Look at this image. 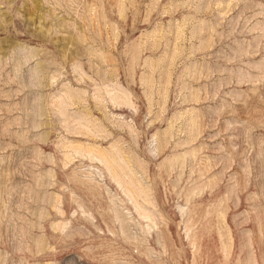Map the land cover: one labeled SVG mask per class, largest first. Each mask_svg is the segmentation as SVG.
Here are the masks:
<instances>
[{"label":"rangeland","instance_id":"rangeland-1","mask_svg":"<svg viewBox=\"0 0 264 264\" xmlns=\"http://www.w3.org/2000/svg\"><path fill=\"white\" fill-rule=\"evenodd\" d=\"M0 264H264V0H0Z\"/></svg>","mask_w":264,"mask_h":264}]
</instances>
